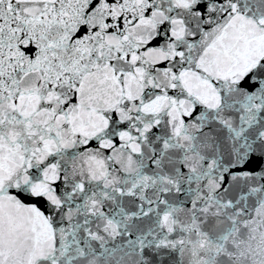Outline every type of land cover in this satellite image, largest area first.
<instances>
[{"label":"snow or ice","instance_id":"6c2138e0","mask_svg":"<svg viewBox=\"0 0 264 264\" xmlns=\"http://www.w3.org/2000/svg\"><path fill=\"white\" fill-rule=\"evenodd\" d=\"M0 264H264V0H0Z\"/></svg>","mask_w":264,"mask_h":264}]
</instances>
